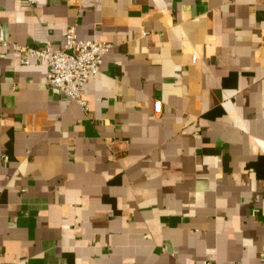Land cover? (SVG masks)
<instances>
[{"label": "crops", "instance_id": "1", "mask_svg": "<svg viewBox=\"0 0 264 264\" xmlns=\"http://www.w3.org/2000/svg\"><path fill=\"white\" fill-rule=\"evenodd\" d=\"M0 26V264H264V0H0ZM72 26L112 45L86 109L12 48Z\"/></svg>", "mask_w": 264, "mask_h": 264}, {"label": "built area", "instance_id": "2", "mask_svg": "<svg viewBox=\"0 0 264 264\" xmlns=\"http://www.w3.org/2000/svg\"><path fill=\"white\" fill-rule=\"evenodd\" d=\"M0 45L11 46L2 26ZM12 48L21 55V61L26 65L36 57L46 61L49 85L86 109L84 89L90 78L100 72L104 56L112 45L99 39L82 40L78 37L77 28L72 26L67 30L66 41L61 49L54 48L50 43L39 47L13 44ZM196 59L193 56L192 62L196 63ZM156 112H160V102H156Z\"/></svg>", "mask_w": 264, "mask_h": 264}]
</instances>
